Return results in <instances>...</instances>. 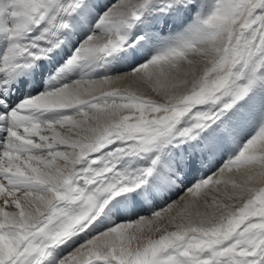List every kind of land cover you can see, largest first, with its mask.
I'll return each instance as SVG.
<instances>
[{
  "label": "snow or ice",
  "instance_id": "obj_1",
  "mask_svg": "<svg viewBox=\"0 0 264 264\" xmlns=\"http://www.w3.org/2000/svg\"><path fill=\"white\" fill-rule=\"evenodd\" d=\"M0 264H264V0H0Z\"/></svg>",
  "mask_w": 264,
  "mask_h": 264
},
{
  "label": "bare ground",
  "instance_id": "obj_2",
  "mask_svg": "<svg viewBox=\"0 0 264 264\" xmlns=\"http://www.w3.org/2000/svg\"><path fill=\"white\" fill-rule=\"evenodd\" d=\"M121 87H124L125 85H120ZM5 210H7V211H11V210H13V208L12 207H5Z\"/></svg>",
  "mask_w": 264,
  "mask_h": 264
}]
</instances>
